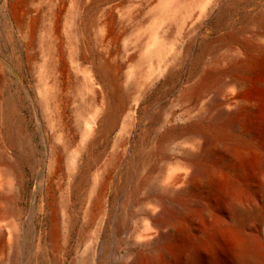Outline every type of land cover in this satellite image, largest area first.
<instances>
[{"label": "bare ground", "instance_id": "bare-ground-1", "mask_svg": "<svg viewBox=\"0 0 264 264\" xmlns=\"http://www.w3.org/2000/svg\"><path fill=\"white\" fill-rule=\"evenodd\" d=\"M215 1L0 0V14L22 35L28 64H34L32 48L39 47L34 87L51 128L63 144L73 128L78 131L69 188L84 179L79 175L76 183L74 174L83 153L122 121L117 150L101 175L95 174L88 213L105 209L108 168L121 160L118 149L131 135L148 88L171 77L176 60L167 56L174 49L173 32L182 38L194 33L216 9ZM237 5L245 12L243 22L220 43L224 52L197 70L183 92L185 101L207 95L206 109L182 120L181 134L191 141L182 151L183 172L157 187V211L119 264H264V10L252 1ZM211 48L206 44L205 50ZM145 60L150 71L144 77ZM7 74L15 75L0 58V137L15 121L4 89ZM149 118L146 114L142 122ZM21 129L19 124L15 130ZM7 164L0 149V174L10 172ZM3 216L0 251H9L4 264H15L17 227L6 234ZM47 237L52 243V231ZM81 264H93L92 258Z\"/></svg>", "mask_w": 264, "mask_h": 264}, {"label": "rangeland", "instance_id": "rangeland-1", "mask_svg": "<svg viewBox=\"0 0 264 264\" xmlns=\"http://www.w3.org/2000/svg\"><path fill=\"white\" fill-rule=\"evenodd\" d=\"M249 1L259 11L264 10V0H243L244 4ZM215 2L216 9L194 33L182 38L173 32L174 49L171 57L167 56L168 60H176L171 77L166 84L161 81L148 88L147 102L139 110L131 135L118 149L121 160L108 168L105 209L92 213L87 208L93 182L120 144L122 121L106 139H100L83 153L74 173L76 183L79 175L84 177L82 185L69 188L70 159L80 143L78 131L73 128L67 144L58 139L34 87L39 47L36 44L31 50L35 57L32 66L27 63L20 31L0 14L2 66L15 73L11 77L7 74L4 81L6 95L12 98L15 121L6 124L7 136L2 133L0 137V149L12 167L9 173L0 174V213H4L1 225L6 234L17 227L15 264H81L88 256L93 264H119L133 242L145 233L149 216L157 211L156 197L161 196L157 187L163 186L168 176L170 179L182 174L180 169L185 167L183 152L190 148L191 141L181 134L185 127L182 120L206 109V94L185 101L183 92L196 80L192 77L197 70L206 68L224 52L220 43L244 19L238 0ZM209 42L212 48L205 50ZM149 67L145 60L141 66L144 77ZM17 79L19 83L14 82ZM146 114L150 118L144 124ZM19 124L20 133L15 130ZM49 231L52 243L47 237ZM8 254L7 248L0 251L1 264Z\"/></svg>", "mask_w": 264, "mask_h": 264}]
</instances>
